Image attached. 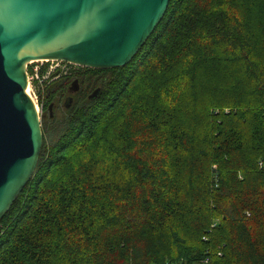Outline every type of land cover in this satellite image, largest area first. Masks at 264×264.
<instances>
[{
  "label": "trees",
  "instance_id": "trees-1",
  "mask_svg": "<svg viewBox=\"0 0 264 264\" xmlns=\"http://www.w3.org/2000/svg\"><path fill=\"white\" fill-rule=\"evenodd\" d=\"M49 66L0 264H264V0H172L127 65Z\"/></svg>",
  "mask_w": 264,
  "mask_h": 264
},
{
  "label": "water",
  "instance_id": "water-1",
  "mask_svg": "<svg viewBox=\"0 0 264 264\" xmlns=\"http://www.w3.org/2000/svg\"><path fill=\"white\" fill-rule=\"evenodd\" d=\"M171 1L0 0V223L36 172L43 146L41 113L27 91L30 62L123 67L138 55ZM79 88L75 79L70 90Z\"/></svg>",
  "mask_w": 264,
  "mask_h": 264
},
{
  "label": "rangeland",
  "instance_id": "rangeland-1",
  "mask_svg": "<svg viewBox=\"0 0 264 264\" xmlns=\"http://www.w3.org/2000/svg\"><path fill=\"white\" fill-rule=\"evenodd\" d=\"M43 64L39 61V63H33V66L36 67L39 65L41 68ZM80 67H82V66H79L77 64L68 63V62H63L60 60H53V61L51 60L50 66H49V71L47 72V74L44 78H47L50 75V73L53 72V70H55L56 68H61L63 70V72H70V70H72V69L77 70ZM41 82H42V80H41ZM30 93H32V95L34 96L36 103L39 107V111L42 114V109H41V106L39 105L37 95L33 92L32 84H30Z\"/></svg>",
  "mask_w": 264,
  "mask_h": 264
},
{
  "label": "built area",
  "instance_id": "built-area-1",
  "mask_svg": "<svg viewBox=\"0 0 264 264\" xmlns=\"http://www.w3.org/2000/svg\"><path fill=\"white\" fill-rule=\"evenodd\" d=\"M53 61V60H52ZM39 63V61H32L30 62L29 65H32L33 63ZM42 64L44 63V61H40ZM39 70H40V66H36L34 67V73L32 75H29V80H30V84H31V80L32 79H40V73H39ZM49 71V70H48ZM36 101V100H35ZM215 225V224H214ZM193 264H210V260L209 258H204L202 259L201 261L197 262V263H193Z\"/></svg>",
  "mask_w": 264,
  "mask_h": 264
},
{
  "label": "bare ground",
  "instance_id": "bare-ground-1",
  "mask_svg": "<svg viewBox=\"0 0 264 264\" xmlns=\"http://www.w3.org/2000/svg\"><path fill=\"white\" fill-rule=\"evenodd\" d=\"M27 91L30 92V86H29V88L27 89ZM214 224H215V223H214ZM214 224H213V225H214ZM208 258H209V257H208ZM209 260H210V259H209ZM210 262H211V260H210ZM188 264H189V263H188Z\"/></svg>",
  "mask_w": 264,
  "mask_h": 264
}]
</instances>
